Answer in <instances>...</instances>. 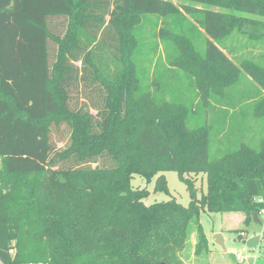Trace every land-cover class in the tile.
Segmentation results:
<instances>
[{
    "label": "trees",
    "instance_id": "16d2710c",
    "mask_svg": "<svg viewBox=\"0 0 264 264\" xmlns=\"http://www.w3.org/2000/svg\"><path fill=\"white\" fill-rule=\"evenodd\" d=\"M192 1L204 5L0 0V264H182L178 253L190 235L196 255L208 251L201 212L239 213L244 225L253 212L260 215L264 126L257 144L237 134L218 157L210 142L214 127L218 135L236 123L248 131L241 109L250 100L264 120V21L247 29L251 19L234 14L264 15V0ZM142 14L162 19L161 36L176 24L175 34L186 37L175 61L195 85L191 101L161 100V85L155 92L131 87L138 47L131 20ZM234 32L261 44L258 59L229 56ZM242 71L257 85L254 99L236 89ZM77 78L88 83L89 108L84 98L69 105ZM227 106L239 112L237 120ZM61 123L70 130L64 148L52 142L51 126ZM164 171L205 175L206 189L183 178L186 206L175 199L145 204L147 191L134 189L131 178L157 173L162 190ZM8 180L20 187L16 194L6 191Z\"/></svg>",
    "mask_w": 264,
    "mask_h": 264
},
{
    "label": "rangeland",
    "instance_id": "374dc122",
    "mask_svg": "<svg viewBox=\"0 0 264 264\" xmlns=\"http://www.w3.org/2000/svg\"><path fill=\"white\" fill-rule=\"evenodd\" d=\"M175 4H187V5H197L201 6L204 4L197 3L192 0H172ZM209 5V4H207ZM206 5V6H207ZM213 7V6H208ZM234 14H240L242 16H247L251 19L252 24L246 28L256 24V20L264 21V15L258 14H249L246 12H235ZM183 25L188 24L185 20H189L187 14H184ZM135 17V16H134ZM187 18V19H186ZM170 22V19L167 20ZM190 21V20H189ZM157 24V25H156ZM162 25V19H157L155 14H142L138 15L131 20V27L133 28L135 35H137L138 44L137 49L133 54L134 63L131 68V87L133 89L141 88L144 90H150L155 92V89L161 85L163 87L162 92L157 93L159 98L171 101L174 99L187 100L191 101L196 96L195 85L192 82V79L189 77V74L185 71L184 67L176 63L177 57L181 54L182 48L181 45L186 41V37H179L180 35L175 34L179 33L178 26L176 24L168 28L167 35H160L159 31ZM156 30V36L153 35V31ZM164 32V31H163ZM175 36V37H174ZM198 51H202L205 48L203 38L205 34L202 32L200 34ZM232 38H228L226 42L229 45H235L236 51H230V57L234 59L237 63L242 58L241 56L247 58L248 56H253L258 59L260 57V48L259 43L255 40L246 37L238 32H234L231 35ZM183 38V39H182ZM157 44L156 47H154ZM252 46L251 54L248 53V48ZM250 52V51H249ZM53 54L51 60H54ZM185 55V54H184ZM77 66V69L81 72L85 68V64L80 62L74 63ZM73 71V70H72ZM71 71V72H72ZM84 72V71H82ZM242 76L240 77L239 83L236 85L237 90H244L246 95L248 94L249 98L256 96V83L249 78L248 75H245V72L242 71ZM78 77V76H77ZM52 83V88H53ZM135 86V87H134ZM86 87H88L87 82H83L80 79L75 81L68 91L72 94L69 97V105L71 108L78 107L83 103L82 98L85 99L84 95L87 93ZM139 91H134L138 93ZM92 99L95 96L91 97ZM254 99V98H253ZM252 99V100H253ZM87 107L89 108L92 104L90 101H87ZM250 102V103H249ZM252 101H248L241 110L244 111L246 119L243 123L244 129L247 128L248 131L244 130V134L240 124H235L232 127H227L223 131L224 133L218 135L220 132L217 131V127L212 128L211 130V139L216 142L212 144L210 155L211 157H218L223 155L227 149L232 148L236 143V135L240 136L243 142H246L250 145H255L259 141V135L262 133L261 128L264 126V120L258 119L254 116V110ZM215 109V108H214ZM214 109H209L208 119L212 120ZM90 111L95 114V109ZM232 112L233 119L237 120L239 117V112L233 110L227 106L226 112ZM234 111V113H233ZM241 112V111H240ZM69 127L65 123L51 126L52 133V142L54 141L55 146L65 147L69 139ZM213 132V133H212ZM238 135V136H239ZM220 136V137H219ZM228 137L225 141H222L221 144L217 142L223 138ZM156 174L149 178H145L139 175H133L130 180V184L134 189H143L147 191V195L142 199L145 204H150L156 201H165L170 199H175L178 203L183 206H186L189 202V195L186 190V185L183 178H186L189 183L197 188L205 191L206 182L205 175L202 174H187L185 172H176V171H164L163 174L166 178V188L159 190L155 188L154 180ZM2 182L5 180L1 179ZM8 184L7 192L8 194H16V191H19L20 187H16V184L13 181H6ZM259 219L263 220V214L258 215ZM242 215L239 213H200V223L203 228L204 234L207 238L208 251L202 252L200 255L194 253V240L192 235L188 238V241L185 247L178 253V257L182 264H253L251 258L244 260L242 262H236L233 256V252L240 249L242 246L247 249H251L256 246L258 237L261 233L263 223L258 224L257 222H250L249 225H244L242 222ZM216 233H221L224 241V247L216 244L213 241V236ZM11 245L14 244V240H11ZM15 251L14 248L9 249V253L13 254ZM259 257V255H258ZM257 257V258H258ZM256 258L255 264H264V258ZM38 264H43L39 262Z\"/></svg>",
    "mask_w": 264,
    "mask_h": 264
},
{
    "label": "built area",
    "instance_id": "2783aa9c",
    "mask_svg": "<svg viewBox=\"0 0 264 264\" xmlns=\"http://www.w3.org/2000/svg\"><path fill=\"white\" fill-rule=\"evenodd\" d=\"M260 214H263V220H260L261 224L263 223L264 226V209L261 210ZM258 255L259 257L264 258V227H262L261 233L258 237V241L255 247L249 250L246 247L242 246L240 249L233 252V256L236 262H242L246 260V258H251L253 260V264H255Z\"/></svg>",
    "mask_w": 264,
    "mask_h": 264
},
{
    "label": "water",
    "instance_id": "95a60500",
    "mask_svg": "<svg viewBox=\"0 0 264 264\" xmlns=\"http://www.w3.org/2000/svg\"><path fill=\"white\" fill-rule=\"evenodd\" d=\"M252 220L254 222H257L258 224H261V220L259 219L258 214L256 212L252 213ZM213 241L216 244H219L220 246L224 247V241H223V237H222L221 233L214 234Z\"/></svg>",
    "mask_w": 264,
    "mask_h": 264
}]
</instances>
